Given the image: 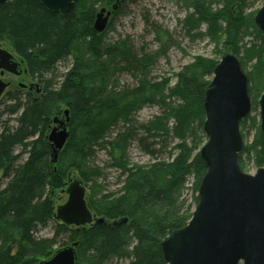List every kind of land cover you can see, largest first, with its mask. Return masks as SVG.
<instances>
[{
    "label": "trees",
    "instance_id": "16d2710c",
    "mask_svg": "<svg viewBox=\"0 0 264 264\" xmlns=\"http://www.w3.org/2000/svg\"><path fill=\"white\" fill-rule=\"evenodd\" d=\"M95 2L77 0L66 16L49 13L36 0H10L0 5V42L8 44L23 59L29 77L42 84L39 95L11 97L14 103L8 113L18 115L16 126L4 127L0 132V264H38L41 260L37 258L47 259L54 253L58 233L69 234V242L78 243L76 264H109L112 260L165 264L161 242L182 229L192 216L180 213L176 207L186 177L193 176L192 191L196 193L206 172L198 154L202 136L197 130H201L204 120L203 97L209 84L205 78L212 76L218 61L195 57L177 74L175 86L165 95L167 79L158 83L146 79L149 56H137L125 41L106 44L104 32L93 30ZM187 3L193 10L184 21L187 34L194 32L195 37L208 38L215 47L221 45L224 52L239 59L243 70L253 62L246 76L248 94L255 103L264 85V37L255 27L252 13H245L247 1ZM202 25L205 32L200 30ZM250 34L259 45L246 48L242 41ZM70 56L71 69L61 82H54L51 72ZM116 70L130 72L137 86L119 91L110 87ZM172 97L179 103L175 104ZM151 103L161 104L163 112L143 128L153 138L171 133L179 141L174 147L177 154L170 162L127 168L124 155L131 137L129 130L111 142L105 140V135L119 121L131 125V117ZM61 105L69 111V138L62 149L67 172L49 163L52 150L44 141ZM170 119L174 122L171 129ZM256 123L255 118L240 123L242 131H253L252 143L238 154L240 169L244 156L249 159L254 155L256 167L264 165V135ZM93 146L109 147L114 165L126 174L125 192L111 201L100 198L99 202L89 196L87 207L98 218L110 222L126 218L127 223L114 228L90 225L77 229L56 222L54 238H36V228L53 219L57 206L54 195L65 189L67 173L75 174L83 184L91 176H100L97 170L87 169ZM24 155L25 159L20 160Z\"/></svg>",
    "mask_w": 264,
    "mask_h": 264
},
{
    "label": "water",
    "instance_id": "95a60500",
    "mask_svg": "<svg viewBox=\"0 0 264 264\" xmlns=\"http://www.w3.org/2000/svg\"><path fill=\"white\" fill-rule=\"evenodd\" d=\"M10 0H0V5ZM52 14L69 15L77 0H36ZM111 11L101 9L95 15L93 30L102 33L108 24ZM264 36V0L254 18ZM0 69L20 75V63L12 54L0 48ZM7 84L0 80V96ZM37 89V84H31ZM260 131L264 134V91L258 101ZM203 131L206 143L199 150L204 163V174L199 190V201L188 223L172 232L160 244L165 264H264V168L250 175L242 172L237 156L242 149L240 122L251 111L248 96V79L232 54H225L213 70L210 85L204 92ZM69 111L53 118L56 125L47 133L51 162L69 138L67 124ZM62 205H57L53 219L67 227L84 228L90 225L119 227L127 223L123 218L106 221L98 218L87 207L85 187L75 174H70ZM78 243L57 249L38 264H76Z\"/></svg>",
    "mask_w": 264,
    "mask_h": 264
},
{
    "label": "rangeland",
    "instance_id": "374dc122",
    "mask_svg": "<svg viewBox=\"0 0 264 264\" xmlns=\"http://www.w3.org/2000/svg\"><path fill=\"white\" fill-rule=\"evenodd\" d=\"M96 1L97 2L94 4L95 11L93 12L94 17L92 20V25L95 21V15L100 9L105 8L106 10L111 11L112 7L115 5V0ZM188 1L193 0H119L117 8L114 10V12H116L114 14L112 12L108 20L107 27L104 30V33H102L103 40L106 44L125 41L126 44L130 46L132 52L137 56H149L151 62L147 68L146 79L152 83H158L161 80L167 79L168 83L163 91L165 95L169 94L168 89L175 86L177 82V74L182 72L185 66L192 63L195 57H203L219 62L225 54H229V52H224L221 45L215 47V45L211 43L208 38L199 39L193 35L194 32H191L190 34L186 33L184 21L186 17L193 12L192 8L189 6V3H187ZM246 1L247 8L245 13H252L254 22L257 11L261 7L262 0ZM219 7V5H216V8ZM255 27L257 28L256 25ZM205 29V25L200 27L202 32H205ZM0 44L6 49L12 50V48L5 42H0ZM251 45H259V40L256 39L254 34L245 36L242 41V46H245L246 48H249ZM236 59L240 64L239 59L237 57ZM72 64L73 56H70L64 61L57 63L54 70L51 72L53 81L56 83L61 82L64 74H66L71 69ZM252 65L253 62L249 63L245 70L241 68L242 72L246 75V73L250 71ZM212 77L213 74L212 76L205 78L206 81L209 82L208 86L212 81ZM9 81H11V86L6 89L3 96L0 98V132L4 127L14 128L16 126V122L14 120L18 115H10L8 112L14 103L13 101H10V99L11 97H14V94L17 93V91L22 97L25 95L34 97L42 92L41 91L40 93H37L35 89H22L18 86L20 82L26 85L29 83L37 84L38 82L36 80H29L26 77L25 79H23V77H10ZM136 86L137 82L134 76L125 70H116L114 72V76L111 77L110 80V87H115V89L118 91L123 87L134 88ZM39 87L42 89V84H39ZM263 91L264 85L262 86V92H259V94L256 96L255 103L252 102V98L248 94L251 101V111L247 118H255L258 126V101ZM15 97H17V95ZM171 100L175 104L179 103V101L174 97H172ZM166 102H168V99ZM65 109L66 106H59L58 118L63 116V111ZM162 112L163 108L161 107V104H146L131 117V125H125L123 122L119 121L117 126L110 129V132L105 135V140L107 142H111L116 138L117 135L129 130L131 137L126 143L124 155V161L127 164V168H131L133 166L148 167L156 162H170L176 156L177 150H175L174 147L179 142L177 138H175L171 133L166 136L161 135V137L157 136L153 138L146 132L145 128H143V126L154 117L160 116ZM173 124V120L170 119L168 122V127L171 129ZM203 124L201 130H197V135L200 138L202 136L201 147L206 143ZM50 125L53 127V124ZM48 131L49 130L46 131V134ZM240 134L242 138V147L252 143L253 131H248V128H246L245 131H242L240 128ZM45 139L44 141L49 143L47 139ZM19 151L20 150H17L16 153ZM90 151L91 154L87 158V169L97 170L100 173V176H91L89 181L83 184L85 185V201L87 202L89 196H94V200L99 202L100 198H106L108 201H111L112 199L122 196L125 192H123L122 188L126 174H124L122 169L114 165V161L109 154V147L93 146ZM149 151H155V153H150ZM25 157L26 156L24 155L20 160L25 159ZM254 158V155H251L249 159H247L246 156L243 157L244 165L241 168L242 172L253 175L258 169L264 168V165L262 167H256L254 164ZM48 161L51 163V155L48 156ZM54 166L56 169L67 172L65 169L67 167V157L62 151L59 153L58 161ZM68 176L69 175L67 173L66 179ZM66 181L67 180H65V182ZM193 183L194 178L192 175L186 177L184 187L178 197V206L176 208H178L182 214H192L196 205L198 204V202L195 204L194 198H198L199 201V187L196 193H194L192 191ZM54 199L56 200V205H62L66 202L67 195L56 191ZM180 203H183L182 206H180ZM90 211L95 214L94 211ZM56 225V221L52 219L44 226H38L34 236L38 239H52L55 237V233H57ZM69 237V234L58 233V236L55 237L56 245L54 246V250L71 245L72 242H69ZM42 259L44 258H37V261H42ZM127 263L128 260H112L109 264Z\"/></svg>",
    "mask_w": 264,
    "mask_h": 264
},
{
    "label": "flooded vegetation",
    "instance_id": "af4514ba",
    "mask_svg": "<svg viewBox=\"0 0 264 264\" xmlns=\"http://www.w3.org/2000/svg\"><path fill=\"white\" fill-rule=\"evenodd\" d=\"M0 48L10 52L12 54V56L20 63V68L22 70V73L20 75H14V74L6 71V70L0 69V80L3 81L5 84H7L6 89L11 86V81H9L10 77H15V78L23 77V79H25V77H26L29 80H31L29 75H28L27 69L25 68V64H24L23 59L19 58L14 51L6 49L1 44H0ZM31 84H33V83H29L28 85H26V84H23L20 82L18 84V86H19V88H22V89L28 88L29 90L35 89V91H37V89L35 87L30 86ZM6 89L4 90V92L6 91ZM4 92H3V94H4ZM15 94L17 95V97H20V94L18 93V91Z\"/></svg>",
    "mask_w": 264,
    "mask_h": 264
}]
</instances>
